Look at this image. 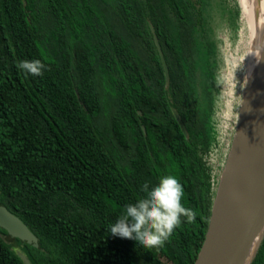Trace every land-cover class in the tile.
I'll return each instance as SVG.
<instances>
[{"label": "trees", "instance_id": "trees-1", "mask_svg": "<svg viewBox=\"0 0 264 264\" xmlns=\"http://www.w3.org/2000/svg\"><path fill=\"white\" fill-rule=\"evenodd\" d=\"M241 12L238 0H0V205L38 239L0 227V264H25L17 249L31 264H193L235 129L240 69L226 54ZM35 59L42 75L17 67ZM163 175L195 222L181 217L162 248L109 233ZM249 264H264V233Z\"/></svg>", "mask_w": 264, "mask_h": 264}, {"label": "water", "instance_id": "water-1", "mask_svg": "<svg viewBox=\"0 0 264 264\" xmlns=\"http://www.w3.org/2000/svg\"><path fill=\"white\" fill-rule=\"evenodd\" d=\"M153 36L167 84L168 67L158 39L154 33ZM173 113L187 136L178 113L175 110ZM0 227L12 237L38 245L37 236L29 227L2 205ZM263 233L264 25L258 63L251 81L244 80L231 144L215 189L204 238L193 264H249ZM16 251L25 264H31L24 253Z\"/></svg>", "mask_w": 264, "mask_h": 264}, {"label": "clouds", "instance_id": "clouds-1", "mask_svg": "<svg viewBox=\"0 0 264 264\" xmlns=\"http://www.w3.org/2000/svg\"><path fill=\"white\" fill-rule=\"evenodd\" d=\"M17 67L33 76L42 75L46 69L38 59L21 61ZM141 191L144 195L125 205L123 213L109 226V233L132 239L145 249L162 248L181 225V217L186 223L195 222L197 213L181 203L184 190L175 176L163 175L151 187L145 182Z\"/></svg>", "mask_w": 264, "mask_h": 264}, {"label": "bare ground", "instance_id": "bare-ground-1", "mask_svg": "<svg viewBox=\"0 0 264 264\" xmlns=\"http://www.w3.org/2000/svg\"><path fill=\"white\" fill-rule=\"evenodd\" d=\"M240 3L248 30L245 80L250 82L263 42L264 2L263 0H240Z\"/></svg>", "mask_w": 264, "mask_h": 264}, {"label": "rangeland", "instance_id": "rangeland-1", "mask_svg": "<svg viewBox=\"0 0 264 264\" xmlns=\"http://www.w3.org/2000/svg\"><path fill=\"white\" fill-rule=\"evenodd\" d=\"M245 23H246L245 19L242 16V12H241L240 28H239V39L241 41L238 42L230 50L228 49L227 54H226L228 55V63H229L228 65L232 66L236 64V70L237 68L240 69L238 77L236 76V72L232 73V79H230V89L228 93V95L230 94V97L232 98L231 96L232 85L234 89L237 90V92H239L238 93L239 97L236 99V102L238 103V108H237L238 110H239V104L241 101V95H242V91L244 87V80H245V74H246V53H247V46H248L247 45L248 30H247V25H245ZM234 75L236 77L233 79ZM225 82H226V79H225ZM237 116H238V113H236L234 117L232 118L234 125H236Z\"/></svg>", "mask_w": 264, "mask_h": 264}]
</instances>
